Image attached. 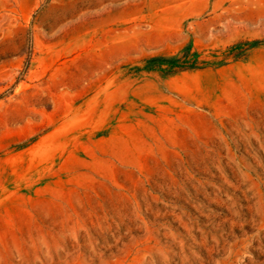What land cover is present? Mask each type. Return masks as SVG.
<instances>
[{
    "label": "rangeland",
    "instance_id": "rangeland-1",
    "mask_svg": "<svg viewBox=\"0 0 264 264\" xmlns=\"http://www.w3.org/2000/svg\"><path fill=\"white\" fill-rule=\"evenodd\" d=\"M0 264H264V0H0Z\"/></svg>",
    "mask_w": 264,
    "mask_h": 264
}]
</instances>
